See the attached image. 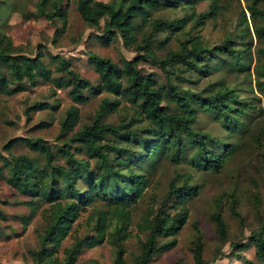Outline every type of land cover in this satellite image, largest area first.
<instances>
[{
  "label": "trees",
  "instance_id": "obj_1",
  "mask_svg": "<svg viewBox=\"0 0 264 264\" xmlns=\"http://www.w3.org/2000/svg\"><path fill=\"white\" fill-rule=\"evenodd\" d=\"M197 1L164 0L165 6L177 8L183 5L191 9L182 17L169 20L151 17L150 8L159 5V0H75V8L81 19L88 26L100 29V33L96 34L100 43L109 44L114 39H121L136 53L118 64L109 57L89 51L90 60L98 74V81L94 85L71 67L67 57L47 53L50 61L55 62L57 70L62 72V75L52 77L51 81L56 86L68 87L72 101L59 119L57 136L61 137L60 141L53 147L40 136H18L3 145L9 155L0 154L5 181L26 197L23 203L29 208L27 213L15 217L21 228L14 233L18 235L26 231L39 207L45 205L41 208V214L46 218L45 231L39 234L37 248L30 251L34 264H74L84 247L90 248L105 240L113 246V264H129L125 257V241L132 235L129 228L131 208L141 195L135 185L144 180L142 173L133 170L134 159L129 154L130 149L140 148L142 151L138 158L151 162L150 166H153V158L160 154L168 156L173 163L180 162L187 144H191L195 147V154L190 160L193 165L215 172L220 170L224 154L234 143L222 142L208 131L196 129L193 123L198 110H208L221 117L227 131H234L241 122L228 112L239 114L243 108L233 106L227 100L236 103L240 100L229 87L203 94L173 83L172 69L180 63L178 68L181 70H197L201 61L215 53L237 60L242 51L250 48H238L229 35H225L218 44L207 47L199 32L182 39L179 48L168 49L164 57H158L152 48L158 28L170 27L171 30L162 41L166 43L175 32L183 31L189 21L204 24L206 17L215 18L224 8V0H205L208 1L207 9L196 12L194 7ZM245 1L241 14L243 24L248 26L246 11L255 21L257 17H264V9L260 6V0ZM20 5L0 0V92L5 95L24 90L27 81L34 83L38 78H49L51 74L44 59L46 52L40 46L35 54L17 48L4 27L7 9L22 10L24 19L39 16L50 18L54 27L52 43L58 41L68 25V8L63 0H37L33 13L26 12ZM56 21H60V24ZM146 25L149 31L139 37V27ZM253 25L254 34L263 38L264 23ZM258 51L259 55L260 52L264 54V47ZM146 60L161 67L165 72V83H160L153 73H143L139 69L138 64ZM261 77L259 71L255 70V79L259 84H262ZM102 92L107 94L100 98L91 120L79 124V104ZM49 107L56 109L58 103L33 101L25 112L29 117L30 109ZM120 110L127 111L128 115L117 122L105 120L108 114ZM49 124V121H40L37 126L47 127ZM15 142H21L36 151L41 163L35 164L25 153H10ZM220 144L223 145V153H217L210 147ZM189 180L190 174L175 173L168 180L160 206L155 210L152 206L147 207L134 221L139 250L133 254L132 264H147L154 254L176 244V235L188 220L187 203L197 195L196 187ZM254 185L249 197L259 224L251 230L248 241L254 248L255 258L264 263V214L260 210L261 197ZM95 201H102L105 206L93 207L88 214L92 234L80 236L76 233L70 245L62 246L63 239L70 234L81 211L93 206ZM167 202L175 210L173 213L164 211ZM212 204L209 219L219 243L223 244L229 240L223 215L224 204L228 205L230 213L238 220L241 231L244 227V218L238 210V194L234 189L223 191L212 197ZM6 216L0 207V219L4 220ZM114 216L121 221L110 229L109 219ZM192 226L195 232L190 244L193 264H208L203 256L202 232L196 221L192 222ZM143 233L146 234L144 238ZM3 234L0 227V238ZM160 238L165 239L161 241ZM231 244L234 247L232 255L249 264L251 261L242 252L247 247L245 241L237 240ZM222 252L219 246L215 257Z\"/></svg>",
  "mask_w": 264,
  "mask_h": 264
},
{
  "label": "rangeland",
  "instance_id": "obj_2",
  "mask_svg": "<svg viewBox=\"0 0 264 264\" xmlns=\"http://www.w3.org/2000/svg\"><path fill=\"white\" fill-rule=\"evenodd\" d=\"M9 3H21L28 13L35 11L37 0H8ZM150 8L152 18H164L176 20L182 17L191 9L183 7L171 8L163 4ZM224 8L215 18L206 17L204 24H196L194 20L189 21L183 31L175 32L168 42H162L170 27L158 28L156 38L152 42V48L158 57H164L168 49L177 50L179 42L189 35L199 32L203 43L207 47L218 44L225 35H229L231 41L238 47H249L242 51L240 57L235 60L221 53H215L210 58L200 62L197 70H181L179 64L174 66L171 80L184 88L193 89L203 94H210L215 89L231 88L239 103L228 101L231 105H239L243 108L237 114L233 111L228 113L234 115L241 125L234 131H227L221 122V117L214 115L208 110H198L197 118L193 126L199 130L208 131L211 135L222 142H233V146L223 156L220 170L215 172L210 169L198 168L190 160L195 154V147L187 144L182 159L173 163L168 156L161 154L153 158L151 162L138 158L142 151L140 148L130 149L129 154L134 159L133 170L144 175V180L135 185L141 193L138 201L131 208L129 228L132 235L125 241V257L129 264H132L133 254L139 250V243L136 239V228L134 221L149 206L157 209L167 191L168 180L175 173L190 174L189 182L197 189V195L188 201V220L179 233L176 235V244L164 252L153 255L147 264H193L192 252L190 249L191 240L194 237L192 222L196 221L202 232L204 240L203 256L208 264H245L242 259L232 255L234 247L232 242L237 240L245 241L247 247L242 251L251 261L249 264H264L255 258L254 248L248 241L251 230L257 228L259 220L249 193L253 185L257 188L261 197L260 210L264 214V54L259 55V48L264 47V37L258 38L253 31V24L261 25L264 17H257L255 21L246 11L248 26L243 24L241 10L245 8V0H224ZM67 6L68 25L60 34L58 41L52 43L53 24L50 18L39 16L36 18L24 19L20 9L10 11L7 9V20L4 25L7 33L12 37L18 49L28 54H35L38 46L46 52L45 62L51 71L49 78H38L34 83H24V90L12 95H5L0 92V154L9 155L4 148L10 139L18 136H40L46 139L55 147L61 137H58L59 119L64 109L72 102L68 87L56 86L51 78L62 75L58 71L55 62H51L47 53L63 55L70 60L71 67L80 72L81 75L90 79L94 85L98 81V74L90 60L89 51H94L100 56L111 58L118 64L123 60L132 58L135 55L134 48L125 45L121 39H114L109 44H102L97 40V33L100 29L88 26L79 16L75 8V0H63ZM260 6L264 9V0H260ZM208 1L199 0L195 4V11L207 9ZM59 25L60 21H56ZM149 26L139 27V37L142 33L149 31ZM143 73H153L160 83L166 82L165 72L159 65L146 60L138 64ZM255 70H258L262 78V84L256 82ZM260 87V88H259ZM262 88V89H261ZM106 92L92 95L85 102L80 103V122L87 123L91 120L100 98ZM46 101L58 103L56 109L42 108L30 109L28 117L25 109L33 101ZM125 103V102H124ZM127 111L120 110L117 113H110L105 117L106 121L117 122L121 117L128 115ZM40 121H49L47 127L37 126ZM145 135H141L144 137ZM217 153H223V145L218 147L210 145ZM10 153H25L31 157L35 164L41 163L38 153L31 150L21 142H15ZM80 155V154H79ZM136 157V158H135ZM59 158H57L58 160ZM0 207L6 213V219H0V227L4 234L0 238V264H34L31 250L37 248L39 234L45 231L46 218L41 214V205L30 221L26 231L16 235L20 231V222L15 218L17 215L27 213L29 208L23 203L24 197L11 187L4 179L5 169L0 160ZM234 189L238 194V210L244 218L242 231L238 220L230 213L227 204L223 205V215L229 231V240L220 244L214 232L209 214L213 210L212 197L223 191ZM154 196L155 198L153 199ZM7 201V202H4ZM102 201H95L93 206H88L81 211L77 220L73 223L70 234L62 242V246H68L77 233L80 236L92 234L91 222L88 214L93 207H104ZM165 212L173 213L175 210L169 202L165 205ZM121 219L116 216L109 219L110 229L119 223ZM143 238L145 233L142 234ZM165 238H160L164 240ZM220 246L222 253L215 257L217 248ZM60 255L62 252H59ZM113 246L104 241L93 247H84L74 264H113ZM96 261V262H95Z\"/></svg>",
  "mask_w": 264,
  "mask_h": 264
}]
</instances>
